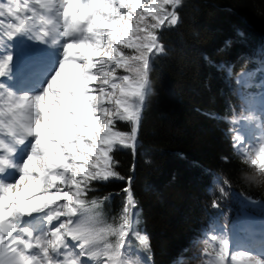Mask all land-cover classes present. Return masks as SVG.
Segmentation results:
<instances>
[{"label": "snow or ice", "instance_id": "obj_1", "mask_svg": "<svg viewBox=\"0 0 264 264\" xmlns=\"http://www.w3.org/2000/svg\"><path fill=\"white\" fill-rule=\"evenodd\" d=\"M181 4L35 0L43 10L38 11L29 0L0 2V18H13L7 21L12 30L0 31V47L20 34L62 45L58 70L35 95L7 88L3 79L13 57L10 52L0 55V99L5 101L2 114L8 117L7 132L0 137V172L10 165L14 145L35 137L19 178L0 183V264H140L133 259L134 240L150 252L148 236L136 226L139 205L131 178L119 172L115 153L135 149L138 143L143 109L152 93V60L165 50L158 30L179 23ZM35 17L46 20L48 27H38ZM117 70L126 74L118 75ZM117 122L128 124L129 130L119 129ZM237 139L233 147L240 151L241 163L259 173L249 172L246 179L264 184V143L252 156L243 138ZM110 179L126 183L124 203L108 222L84 205L96 185ZM219 191L227 195L223 186ZM100 199L93 197L90 203ZM212 207H219L218 202ZM41 215L42 230L25 226L26 219ZM219 241L223 261L231 244L226 235ZM230 264H264V258L232 251Z\"/></svg>", "mask_w": 264, "mask_h": 264}, {"label": "trees", "instance_id": "obj_2", "mask_svg": "<svg viewBox=\"0 0 264 264\" xmlns=\"http://www.w3.org/2000/svg\"><path fill=\"white\" fill-rule=\"evenodd\" d=\"M178 11L176 26L158 30L165 50L152 60L136 156L120 148L115 157L119 172L133 178L136 226L148 235L151 264H209L203 228L240 219L246 199L264 203V184L246 179L256 169L241 163L229 132L246 112V91L234 76L264 58V0H182ZM125 183L97 184L87 198H101L114 217Z\"/></svg>", "mask_w": 264, "mask_h": 264}, {"label": "rangeland", "instance_id": "obj_3", "mask_svg": "<svg viewBox=\"0 0 264 264\" xmlns=\"http://www.w3.org/2000/svg\"><path fill=\"white\" fill-rule=\"evenodd\" d=\"M0 2H4V0H0ZM10 19H13V18L8 17L7 15L5 17L0 18V20L5 21L4 23H0V31H11L12 30L9 23H7V21H9ZM20 35H17L14 38H17V40L20 41ZM6 49L7 47H4V51H6ZM23 50L24 49H22V51ZM20 51H21V47H20ZM17 58L19 59V56ZM16 62H17L16 58H14L11 62L10 67L13 66ZM237 82H239L241 85H244L246 87L249 93V96H250V100L248 102V116L246 117L244 121L238 123L237 129L234 132L232 140H233V144L239 143V140L237 138L238 136L242 137L244 140V146H245L246 151L248 152V154L254 156L255 149H258L259 145L261 143H264V129H263L264 127L263 126V120H264V64L261 67V70L259 72L241 73L237 77ZM28 94H33V92H29ZM236 150L238 151V149ZM25 159L18 162V172H19V168L22 166ZM18 178L19 176L12 183H15V181ZM90 201L91 200H87L85 198L84 207H86L87 209L91 211L100 212L101 216L103 217L105 221L111 222L113 217H107L104 214V211L102 210V206L98 204V202L97 204H91ZM35 217H36V220L40 222L39 224L40 226L44 224V218L42 215L35 216ZM224 226L227 228L228 227L231 228L232 226H234L235 228H237L236 230H238L236 234L241 237H245L243 235L246 233L249 234L248 228H252L254 230H260V229L262 230V228H264V224H262V219H259L256 222H251L246 219H241V221H239L238 224L229 223L226 225L225 224L223 225L221 222H217L215 225L210 226L204 232V239L214 252L212 255L213 264H230L232 251L234 252L241 251V250L247 251L245 249H234L233 247H231L228 255L224 258V260L222 261L220 259L219 236L226 235L228 240L232 239L235 236L233 231H230V230L228 231V229L225 228ZM139 231L141 232V234H146L144 231H141V230ZM213 236H216L217 238L213 239L212 238ZM108 239L114 240L115 238L108 237ZM133 252H134L133 259L138 260L140 264H151V251L150 252L143 251L142 246H140L138 242L135 240L133 241Z\"/></svg>", "mask_w": 264, "mask_h": 264}, {"label": "bare ground", "instance_id": "obj_4", "mask_svg": "<svg viewBox=\"0 0 264 264\" xmlns=\"http://www.w3.org/2000/svg\"><path fill=\"white\" fill-rule=\"evenodd\" d=\"M42 25V24H41ZM35 46V44L33 43V47ZM4 47H7V48H9V47H11L12 48V51L14 52V50H15V52H17L18 50L20 51V46H18L17 45V43L15 42V41H12V40H6L5 42H4V44H3V46L2 47H0L3 51H4ZM32 47V48H33ZM18 49V50H17ZM25 51L27 50V48H25L24 49ZM23 50V51H24ZM5 52V51H4ZM20 52H22V51H20ZM11 53V52H10ZM0 55H3L1 52H0ZM24 63V62H23ZM22 74H19V76H21ZM37 81H38V79H37ZM25 87V86H24ZM8 88V87H7ZM35 88H37V86H34V89ZM42 88H44V87H40V88H38L39 90L40 89H42ZM9 90H11V88L9 89ZM12 91V90H11ZM16 93V92H15ZM17 94V93H16ZM18 94H22V93H18ZM33 95H35V94H33ZM4 104H5V101L3 100V99H0V124H2V122L4 123V124H6V121L3 119V118H7L8 119V117H7V115H3L2 113H4L5 111H6V109L4 108ZM2 126H3V124H2ZM29 219H31L32 221H33V223H34V225H36L34 228L33 227H30L28 224H26L25 223V226L26 227H28V228H30V229H33V230H35V229H40V228H42L43 229V227H44V224H42L41 226L40 225H38L39 224V222L36 220V217L34 216V217H32V218H29ZM42 229H40V230H42ZM256 251H250V253H252L253 255H256V256H260V257H262V258H264V253L263 252H261V251H257V249H255Z\"/></svg>", "mask_w": 264, "mask_h": 264}, {"label": "water", "instance_id": "obj_5", "mask_svg": "<svg viewBox=\"0 0 264 264\" xmlns=\"http://www.w3.org/2000/svg\"><path fill=\"white\" fill-rule=\"evenodd\" d=\"M130 188H131V185H130ZM248 217H249L250 219H255V218H256V216H254V215H252V214H248Z\"/></svg>", "mask_w": 264, "mask_h": 264}]
</instances>
